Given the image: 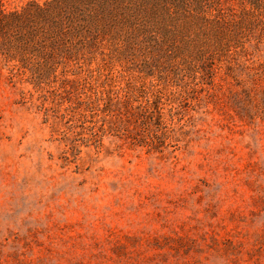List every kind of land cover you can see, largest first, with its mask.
Returning a JSON list of instances; mask_svg holds the SVG:
<instances>
[{
	"label": "rangeland",
	"instance_id": "1",
	"mask_svg": "<svg viewBox=\"0 0 264 264\" xmlns=\"http://www.w3.org/2000/svg\"><path fill=\"white\" fill-rule=\"evenodd\" d=\"M219 2V37L238 38L246 0ZM197 22L167 21L182 53L154 70L196 65ZM244 40L177 110L176 146L161 151L133 144L117 119L98 141L65 137L0 54V264H264V36ZM153 52L112 70H150Z\"/></svg>",
	"mask_w": 264,
	"mask_h": 264
},
{
	"label": "trees",
	"instance_id": "2",
	"mask_svg": "<svg viewBox=\"0 0 264 264\" xmlns=\"http://www.w3.org/2000/svg\"><path fill=\"white\" fill-rule=\"evenodd\" d=\"M219 3L27 0L8 9L0 0V54L9 65L11 81L32 86L30 98L37 93L45 121L58 119L65 137L83 133L85 141H98L117 119L124 122L133 144L161 151L166 138L176 146L177 138L169 131L183 125L177 110L195 102L197 93L212 84L221 55L231 46L243 47L246 35L255 31L264 36V0H246L238 21L241 31L234 32L238 38L223 42L219 30L227 23ZM214 8V17L206 18ZM189 16L200 28L191 59L196 65L154 70L162 57L182 53L168 34L167 21ZM147 48L157 55L150 70H112L115 63Z\"/></svg>",
	"mask_w": 264,
	"mask_h": 264
}]
</instances>
